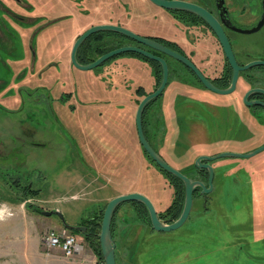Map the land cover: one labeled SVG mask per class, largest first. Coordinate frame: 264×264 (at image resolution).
<instances>
[{"label": "rangeland", "instance_id": "374dc122", "mask_svg": "<svg viewBox=\"0 0 264 264\" xmlns=\"http://www.w3.org/2000/svg\"><path fill=\"white\" fill-rule=\"evenodd\" d=\"M122 1L129 3V0ZM130 1L138 11L137 23L132 24L142 31L137 33H144L150 25H158L155 28L160 33L165 31L160 14L157 18L149 16V12L157 8L150 0ZM249 1L253 3L254 0ZM106 5V0H0V129L4 130L13 120L17 122L20 119L36 129V139L42 142L37 152L41 186L37 204L43 209H60L66 220L74 224L102 209L111 195L120 189L103 184L106 189L98 194L92 190V179L87 184L81 174L85 172L103 180L99 168L103 166L110 172L112 170L107 167L110 159L98 156L96 151L97 144L107 150L114 149V145L104 141L102 134L105 132L97 126V113L104 111L106 103L102 94L90 90L91 86L102 81L106 82L105 86L113 88L111 82L119 83L121 79L118 84L121 92L114 93L110 101L116 102L115 107L111 106V112L116 111L117 122L122 129L127 127L128 114L133 120L139 100L130 102L135 89L134 77L123 78L125 73L119 69L115 76L111 61L92 69H80L70 61L74 32L97 20L100 16L97 11ZM139 11L145 13L140 15ZM233 36L239 39L234 44L239 59L246 60L248 56L264 58V27L254 33L234 32ZM202 41L206 40L197 37L193 43L181 42V45L189 52L194 44ZM124 42L133 44L134 41L128 38ZM169 62L177 65L179 73L184 72L173 57L170 56ZM194 85L198 87L197 101L190 103L191 100L183 98L181 108L169 114L175 116L174 123L183 130L181 134H174L169 143L155 140L171 164L177 167L192 165L197 152L248 153L258 147L263 139L254 135L258 125L235 118V109L225 105L229 96L198 83ZM20 88L22 93L18 92ZM165 98L152 105V115L158 112ZM93 104L95 108L90 109ZM110 113L108 117L112 116ZM152 115L149 116L151 120ZM195 115L196 124L190 120ZM131 146L122 139L123 154ZM137 147L139 149L135 153L139 159L152 166L140 145ZM131 148L134 153V147ZM213 162L226 166L227 171L219 173L216 187L208 192L207 204L202 200L196 201L189 219L176 229L159 231L142 223L139 224L142 226L139 236L133 231L131 235L125 233V229L132 227L134 230L141 226H132L134 221L130 222L133 218L129 212L125 213L127 217L123 222V211L129 206L123 204L115 223L117 264H264V149L251 156H223ZM118 168L120 170L121 166ZM152 171L148 176L153 175V186H159L165 178L157 167L154 166ZM114 182L121 185V189L128 186L117 179ZM139 186L153 198L152 184ZM33 209L26 204L27 243L40 245L47 254L42 234L48 228H62L61 218L55 213L50 215L58 221L51 224L47 216L39 214L33 217ZM0 213H4L1 204ZM9 213L8 209L0 214V246L9 242L19 243L24 236L23 230L16 229V224L11 227L1 224L2 217H11ZM39 227L41 230L37 231ZM7 229L9 240L1 238ZM75 234L85 244V252L69 257L59 251L54 263L100 264L83 234ZM53 250L47 255H51Z\"/></svg>", "mask_w": 264, "mask_h": 264}, {"label": "flooded vegetation", "instance_id": "af4514ba", "mask_svg": "<svg viewBox=\"0 0 264 264\" xmlns=\"http://www.w3.org/2000/svg\"><path fill=\"white\" fill-rule=\"evenodd\" d=\"M190 1H193V2H196V3H199L203 6H205L207 9H209L214 14V16L223 25V27H224V29H225V31H226V33H227V35L231 41L233 50H234V44H237L238 40H239L237 37L233 36V33L234 32L245 33V32L238 31V30L234 29L232 26L251 28V27H254L256 24H258V22L264 16V0H254L253 3H251L249 0H190ZM162 8H164V10L166 12L165 19L170 23H174L175 27L183 28L182 30H184L185 34H187L186 38L189 40L190 43H193L192 40L197 39V37L198 38L201 37V39L204 38V40H206V41L211 40L209 42L212 44L211 49H213L214 52L212 51L213 53L210 54L209 57L206 59L205 54L203 52L196 51V50L195 51L190 50L188 52L187 49L182 47L181 43L178 40H173V39H170L167 37H162V38H164L165 41H167L168 44H170L171 46H174L176 48L175 50H177V51L185 54L186 56H188L201 69V71L210 80H212L216 85H218L217 83L222 84L224 82L225 69L227 67L226 65H227L228 60L225 56V53L223 51L222 45L219 41V38L217 37L214 30L205 21L203 22L202 21L203 19L200 16H198L192 12L182 10V9H172V8H165V7H162ZM95 24H98V23H95ZM242 24H246L247 26L242 25ZM92 25H94V24H91L90 26H92ZM120 25H123V24H120ZM90 26H88V27H90ZM123 26H125V25H123ZM125 27H127V26H125ZM169 27H170V25H169ZM263 27H264V23L261 26V28H259L258 30L262 29ZM127 28H129V27H127ZM258 30H256V31H258ZM256 31L249 32V33H254ZM83 32H81V33H83ZM192 32L194 34L193 36H191ZM123 36H124V41L129 38L125 35H123ZM145 36H149V35H145ZM149 37H151V36H149ZM154 37H158V36H154ZM76 38L74 39V41L71 45V50H72V46H73ZM129 39H132V38H129ZM133 41H134L133 44H137L135 40H133ZM163 43H165V42H163ZM168 44H166V45H168ZM81 45H80V47H81ZM122 45H126V42H124ZM122 45H120V46H122ZM174 47H172V48L174 49ZM71 50H70V61H71ZM78 52H79V49H78ZM197 53H198V56H197ZM234 53H235V50H234ZM162 55H164L166 57V59L168 60L169 69L170 68L172 69L175 67L177 68L176 64L171 65V63L169 62V58H170L169 55H166L163 53H162ZM235 55H236V53H235ZM77 56H78V53H77ZM122 56H133V55L117 54L113 57H115L114 59H116V58L122 57ZM200 56H202V59L205 61L200 59L199 58ZM133 57H136V56H133ZM248 57L249 58L246 57L247 59L244 60V59H239L236 55V58L240 64H245V63L255 59L251 56H248ZM78 59H79V57H78ZM258 59H264V58H258ZM175 60L180 63L178 65L180 67H182V69L184 71V72L180 71L182 75L188 77L189 79H192L195 81L197 80L196 77L190 72V70H187V68L185 67L186 66L185 64H183L181 61H179L177 59H175ZM110 61H112V59L111 60L108 59L105 62H103L102 64H104L106 62H110ZM89 62H91V61H89ZM71 63H72V61H71ZM85 63H87V62H85ZM102 64H100V65H102ZM230 67H231V65H230ZM169 75H170V73H169ZM179 75H180V73H179V69H178V77H179ZM231 79H232V67H231ZM230 83H231V80H230ZM229 84L227 86H229ZM218 86H220V85H218ZM221 87H226V86H221ZM137 88L134 89L133 97H132V94L130 95L131 96L130 97L131 98L130 99L131 104L133 103L132 100L137 102L136 99H139V97H140L139 94L137 93ZM205 88H207V87H205ZM143 89H144V87H143ZM166 89H167V85H166V87L162 93L165 94ZM252 89H254V90L248 94L247 101H245V96H246L247 92L249 90H252ZM256 89H263L264 90V65L263 64L255 65V66H252L250 68L242 70L240 72V76H239L235 90L226 94V96H229V97L226 99V104L225 103H223V104H225L226 107H233V109H235L234 113L237 114L234 116L235 118L240 119V121L242 120V121H245L247 123H254V124L258 125L256 132H254V135L258 138L260 136L263 137L260 144L258 145V146H260V145L264 144V105L261 103H258L257 101H263L264 102V91L263 90H256ZM153 90H155V87ZM153 90H151V91H153ZM144 91H146V90L144 89ZM151 91H146V94L151 92ZM18 92L22 93L21 88L18 89ZM145 95L141 96L140 100ZM65 98L67 99L68 96H66ZM139 102L137 103V106H138ZM156 103L157 102H155V104ZM137 106H136V109H137ZM135 113H136V111H135ZM135 113H134V121H135ZM24 121L25 120H23V119H20L17 122L13 120V122L11 124L4 127V130L0 129V201L9 200L11 202H21V201L25 200L26 203L33 206V208L35 210V208H41L37 204L38 203L37 199H39L40 195H41V186L39 185V183H40V170H39V165H38L39 160H38L37 152H39L38 147H40L39 145H41L42 142L36 139L37 138L36 137V135H37L36 129H32L30 127V125L25 123ZM134 123H135V129H136V133H137L138 142H139L141 148L144 149L140 143V140H139L138 131H137V127H136V121ZM143 126H144V121H143ZM158 126L159 125H157L155 123L154 118H153L150 121V123L146 125V130L144 128V131H145V134H146L148 140L151 142V144L153 146L155 145L156 147H157V145L155 143V138H157L161 134V136H159V138L164 139L163 130L161 129V131H160ZM159 132H161V133H159ZM123 134L124 133H123V130L121 128V130H119V132H118V136H121V139H122ZM123 137L126 138L125 135H123ZM133 137H135V135H133ZM91 149L93 150V152H95L94 148H91ZM127 149H128L127 152L129 151L128 152L129 156L135 155V153L131 152V150L129 148H127ZM122 151H123V149L121 148L120 150L118 149L116 153H120ZM157 151L171 164V160L165 156V154L163 153V150L159 146H158ZM143 152H144V150H143ZM216 153H218V152L207 153V154L213 155ZM200 154H203V153H200ZM200 154H197L196 157ZM196 157H195L194 163L192 165H187L184 167L183 166L177 167V165H173V164H171V165L175 166L176 168L181 170L183 173L187 174L191 179L201 180L204 183H206V185H208L209 170L206 167H198L195 163ZM216 159H214V160H216ZM32 160H33V162H32ZM210 163L212 164L213 169H214V176H213V188H214V187H216L217 177L219 176V173L221 171H225L227 169V167L224 165L215 164L213 162V160L210 161ZM154 166L155 165L148 166V169H150V170L154 169ZM155 167H157V166H155ZM157 169L159 170L158 167H157ZM151 172H153V171L151 170ZM159 172L164 176L165 180H164V182H160L159 186H155V187L153 186V181L151 180L152 188H154L153 198L149 197L142 190L141 191L135 190V191H140V192L146 194L153 201L159 218L166 223H170V222L176 220L182 211V209H181V211L177 217H175L174 213L172 212L173 211V205L177 206V204H179L178 203L179 200L177 198V193H179V189H178L179 186H178V183L173 180L172 175H174V174H172L170 172L169 173H163L161 170H159ZM152 176L153 175L150 176L151 179H152ZM174 176H176V175H174ZM183 185H184V182H183ZM158 189L162 190V194H163L162 201L159 200L158 197L155 196V194L158 193L157 192ZM208 195H209L208 193H202L201 187L197 186L193 191V206H194L196 201H200V200H202V203L204 201L207 204L208 198H209ZM184 198H185V185H184ZM138 202L139 201L135 202V200H129V201H125V202L120 203L117 206L116 211L114 213L115 223L117 221V217H118V214H119L121 208L124 205L127 206L129 204V206H127V208L124 209L123 212H124V214L128 213V212L131 214L133 219H131L130 222L134 221L133 223H131L132 226L136 225L135 227H140L141 225H139V224L143 223V224L148 225L150 227V229L151 228L154 229L152 224H151L150 217L147 216V214H145L144 207L141 204H139ZM183 203H184V200H183ZM193 206H192V208H193ZM182 208H183V204H182ZM146 209H147V207H146ZM147 211H148V209H147ZM190 214H191V212H190ZM190 214H189L187 220L189 219ZM126 215L127 214H125L121 217L123 222H124L125 218L127 217ZM148 215H149V212H148ZM61 222H62V220H61ZM68 223H70V222H68ZM62 224H63V222H62ZM70 224H74V223H70ZM74 225H82V224L76 223ZM63 227H65V226L63 225ZM154 230H156V229H154ZM70 231H72V230H70ZM123 231L125 233H130V235L133 232H135V235L139 236L140 233L142 232V226L139 229L135 228L134 230H132V227H131L129 230L125 229ZM116 244H117V242H116ZM116 248H117V245H116Z\"/></svg>", "mask_w": 264, "mask_h": 264}, {"label": "crops", "instance_id": "0c3cea01", "mask_svg": "<svg viewBox=\"0 0 264 264\" xmlns=\"http://www.w3.org/2000/svg\"><path fill=\"white\" fill-rule=\"evenodd\" d=\"M106 2H107L106 8L97 11V12H100V16L97 17V20H92V22L89 23V25H86V27L83 25L81 28L76 29V31L73 34V41L88 26H90L91 24H95V23L123 24L136 32H142L140 29H137L133 27L132 25L133 23H137L135 20H136V15L138 14V11L136 12L137 8L134 3H132L130 0H129V3L123 2L122 0H117V1L116 0H106ZM151 4L153 5V7H157V8L149 12V16L151 15V16L156 17L158 16V14H160L163 18V23H164V27L162 29H165V31L163 33H160L157 31V28H155L158 25L157 26L150 25V28L145 30V32L141 34L149 35V36L167 37L173 40H178L180 43L181 42L190 43L189 40L186 38L187 34H185L184 30H182L183 28L175 27L174 23H170L165 19L166 12L164 8L154 4L153 2H151ZM139 12H140V15L145 13V11H139ZM146 16L147 15H145V17ZM167 23L170 25V27ZM193 35L194 34L192 32L191 36ZM209 41L199 42L197 43L198 46L194 44L193 45L194 48L192 47L193 49L191 48L190 50H194V51L196 50V51L203 52L205 54V57L208 58L209 55L214 52V50L211 49L212 44ZM197 56H198V53H197ZM199 58L202 59V56H200ZM111 62L114 67L115 76H117L116 75L117 70L119 69L125 73L123 78H125L126 76L130 78L134 77L135 82L133 81V84H135L134 85L135 88H137L138 86H142L144 87L146 91H151L154 89L155 76L153 73V69L148 62L138 57H133V56L118 57L116 59H113ZM127 68H128V71H127ZM120 80L121 79H119V83H120ZM105 83L106 82L103 83L102 81L100 82L98 81V83L91 86L90 90L93 92H97L98 94H102L103 97L105 98L106 106H104V111L106 112V115L104 114V111L102 110L98 111L97 113L98 117H96L97 118L96 122L100 130L103 129L105 132L103 134L101 133L102 136H104L103 137L104 141L108 143L109 145H112V146L114 145V149L110 148L109 150H107L103 148V146H99L100 144H97V151H98V156L104 155L105 157L107 156L110 159L108 160L109 165L107 167L111 168L112 170L110 172V170H108L106 167H103L101 165L102 167L99 168L98 171L103 175L105 180L104 179L100 180L99 177L94 176V175H88L85 172H81V174L84 177V180L85 182H87V184H90L89 179H92L90 185H92V190L94 192L98 191V194L101 193L100 191L102 190L105 191L106 188L104 187V185H106L107 187L110 185L114 189L120 188L118 189L117 193H114L113 195H111V197L109 198L111 199L113 196L121 194V193H126L130 191H135V190L141 191L142 189L139 186L140 184H144L145 186L148 183L151 184L152 179L150 176H148V174L151 172L152 169L151 170L148 169V164L145 162V160L143 158H142L143 160L139 159V155L135 153L139 149L137 145H140V144L137 138L135 123L133 126V122L135 121H134V118L132 120V116H130V114H128L127 116V119L129 120L126 123L127 127L122 129L126 138L122 137V139L123 138L126 139L128 144L130 146L132 145L131 147H134L135 151L134 150L133 151L135 155L129 156L128 154L129 151L125 152L124 154H123V151L120 153H116L118 149L120 150L122 148V139H121V136H118V132L119 130H121L122 127L119 126V123L117 122L118 116H117L116 111L111 112V106L113 105L115 107L116 102L110 101V97L114 93L115 94L120 93L121 90H119L120 85H118L119 84L118 82L115 84L113 82H111V84L109 83L110 85L113 86V88L110 86H105L104 85ZM108 88L113 89V90L110 91ZM197 88L198 87H196V85L180 84L177 80H172L171 83L167 86V89L164 95L166 97L165 98L166 100H163L161 104L162 116H163L161 127L164 133L163 134L164 139L162 138L163 143L164 141L169 143L170 140H173L172 137L174 134L180 135L181 131H183L181 129H178V127L175 126V123H174L175 116L174 115L170 116L169 114H173V110H176V108L178 107L181 108L183 104L182 102L183 98L186 99L187 101L188 99L191 100L190 103H192L193 101L196 102L197 101L196 98H198L196 95ZM172 97L177 99V101L179 100L180 101L175 102L171 100ZM114 107H112L113 110H114ZM89 108L94 109L95 108L94 104L90 105ZM89 111L91 112V110ZM108 113H110L112 116L108 117L107 116ZM192 117L190 118V120H192V122L196 124L194 122L196 115ZM177 118L179 117L177 116ZM133 134L135 135V137H133ZM155 140L160 141L159 136L155 138ZM89 142L91 144V140ZM200 153L197 152V154H200ZM120 166H121L120 170H122L121 172H119L120 170L118 168ZM110 175L112 177H110ZM114 179H117L121 184L122 182L123 184H128L127 188L121 189L122 188L121 185L120 186L115 185L116 183L114 182ZM121 179H123V181ZM157 192L158 193H156L155 196L158 197V199L162 201L163 199L162 190L158 189ZM98 201H100V199H98ZM3 203L5 204V206L3 205ZM0 204L4 207V213H5V210H8V209L9 211H11V213H9L11 217H9V219H5L2 217L1 224L9 225L10 227L16 224L17 226L16 229H18V231H20L21 229L23 230L22 233H24V236H22L19 243L13 244L8 241L9 242L8 244H4L3 246H0V264H53L57 254L59 253V251H61L59 248H54V250L51 253L52 255L51 256V255H47L43 251L40 245L37 244L33 246L27 243L28 239L26 235L28 234V230H27V227L25 226L26 223H25V218H24V216H26L27 214L26 201L23 200L21 202H11L9 200H3V201H0ZM4 213H0V214H4ZM39 214L44 215L41 212L36 211L34 209L31 211V215L33 217H37ZM44 216L49 217L48 218L49 223L51 224H56L58 222L56 220H53L50 217V215H44ZM22 217L24 220L22 219ZM20 222H22V225H20L21 224ZM60 223H62L61 220H60ZM60 225L63 226V224H60ZM40 230L41 228L39 227L37 231H40ZM6 231H7L6 234L1 235V238L2 239L8 238L9 240V234H8L9 229H7ZM29 232L31 233V231ZM86 249L87 248L85 247V244H84V248L81 251V253L85 252ZM45 259H48V260L46 261Z\"/></svg>", "mask_w": 264, "mask_h": 264}, {"label": "water", "instance_id": "95a60500", "mask_svg": "<svg viewBox=\"0 0 264 264\" xmlns=\"http://www.w3.org/2000/svg\"><path fill=\"white\" fill-rule=\"evenodd\" d=\"M150 1L161 7L172 8V9H182V10H186V11L192 12L200 16L214 30L217 37L219 38V41L222 45L225 56L229 64L232 67V79H231V83L229 84V86H226V87L218 86L212 80H210L201 71V69L185 54L173 49L172 47L166 45L165 43L155 38L139 34L133 31L132 29L127 28L120 24H115V23L94 24L88 27L83 33H81L76 38L72 46V50H71V61L76 67L80 69H92L94 67L99 66L100 64L110 59L111 57L117 54L124 53V52H137L148 58L154 59L161 64L162 78H161L159 85L155 88V90L147 93L140 100L137 106L136 113H135L136 127L138 131L140 143L143 146V148L148 152V154L159 164L161 168L181 178L185 185V198H184L182 211L179 217L170 223H166L159 218L153 201L146 194L140 191H131L127 193H121L109 199L104 209L103 218L101 222V230L99 233L101 250H102V255L104 257L105 264H117V258H116V245L117 244L113 237L112 219L116 211V208L120 203L129 201V200H135V201L142 202L143 204L146 205L148 209L151 224L154 229L159 230V231H162V230L168 231V230L176 229L180 227L181 225H183V223L187 220L192 210L194 189L197 186H199L201 187L202 193H208L213 189L214 169L210 161L216 158H219V157H223V156H239V157L240 156H251L264 149V144H262L248 153H239V152H234V151H221L213 155H209V154L198 155L195 160L196 165L198 167H206L209 170V182H208V185H206V183H204L201 180L191 179L187 174L183 173L181 170L171 165L151 144V142L148 140L145 134V131H144V126H143L144 111H145L147 104L150 101L158 98L162 94V92L164 91L168 83L169 73H170L168 60L161 53L169 55L181 61L183 64H185L186 66H188L189 68L193 70V72L197 75V77L200 79V81L204 84L205 87H207L211 91H214L220 94H227L235 90L239 76H240V72L244 69L250 68L255 65H261V64L264 65V59H254L245 64H240L236 58L231 41L223 25L214 16V14L209 9H207L205 6L199 3L193 2V1H190V0H150ZM263 23H264V16L261 18L258 24H256L254 27H251V28H243V27H237V26H232V27L238 31L249 33V32H253L261 28ZM105 30L114 31L122 35H125L129 38H132L133 40L136 41L137 44H126V45L118 46L116 48H113L109 51L102 53L101 55H99L96 59H94L91 62L85 63V62L79 61L77 53H78V49L80 45L93 33L97 31H105ZM152 49L160 53H156ZM253 90L254 89L249 90L247 92L245 96V101H247L248 94L252 92ZM256 90H263V89H256ZM257 102L264 105L263 101H257ZM40 212L44 215H51L54 213L57 214L61 218L63 225L70 230L77 229V230H80L82 233H86L87 231V227L85 225H74V224L68 223L66 218L64 217V214L58 208H53V209L40 208Z\"/></svg>", "mask_w": 264, "mask_h": 264}, {"label": "trees", "instance_id": "16d2710c", "mask_svg": "<svg viewBox=\"0 0 264 264\" xmlns=\"http://www.w3.org/2000/svg\"><path fill=\"white\" fill-rule=\"evenodd\" d=\"M204 22V20H202ZM161 42H165L166 44L167 41L164 40V38L158 36V37H154L151 36ZM124 43V36L120 33L114 32V31H98L93 33L91 36H89L81 45V47L79 48V52H78V57L79 60L82 62H89L92 61L94 59H96L99 55H101L102 53L109 51L113 48H116L120 45H122ZM170 47H174L171 46L170 44H168ZM174 49H176L174 47ZM154 52L160 53L154 49H152ZM133 55L136 56L146 62H148L152 69H153V73L155 76V88L159 85L161 78H162V66L161 64L151 58H148L140 53L137 52H125V53H121L120 55ZM162 54V53H161ZM115 57L110 58V60L114 59ZM226 69H225V78H224V82L222 84L217 83L220 86H227L230 83L231 80V67L229 65V63L227 62L226 65ZM187 68V70H190V72L196 77V81L189 79L188 77L182 75L180 73L179 77H178V69L175 68H170V75H169V80H168V84L167 86L171 83L172 80H177L180 84H189V85H194L195 83H198L202 86H204V84L199 80V78L196 76V74L193 72V70H191L189 67L185 66ZM137 93L139 94V96H143L146 94V91H144L142 86H139L137 88ZM140 97L138 102L140 101ZM164 98V93H162L158 98L150 101L147 105V107L145 108L144 111V115H143V121H144V128L146 130V125L150 123L151 119V115H152V111L150 110V108L152 107V105L155 104V101L158 102L159 99ZM180 98V96H179ZM171 100L175 101V102H179L177 101V99H175L174 97L171 98ZM160 101V102H161ZM162 103V102H161ZM149 110L151 112H149ZM150 116V117H149ZM154 121L157 125H159L158 127L160 129H162V120H163V116H162V109L161 106L158 110L157 113H154L153 115ZM160 141L163 142V139H160ZM154 147L158 150V147H156L154 145ZM144 150V153L146 155V157L150 160L151 164L157 166L159 168V170H161L163 173H169L167 172L165 169L161 168L159 166V164L148 154V152ZM173 176V180L176 181L178 183V189H179V193H177V198L179 200V204H177V206L173 205V213L175 215V217H177L182 209V204H183V200H184V185H183V181L181 178L177 177V176ZM136 202V201H135ZM139 204H141L144 209H145V214L148 215V211L146 209V206L141 203L138 202ZM107 202L105 203L104 207L100 210H97L93 213H91L90 215H88L87 217H84L80 220V224L85 225L87 227V231L86 233H82L80 230H72L74 233H82L84 238L86 239L87 243L89 244V246L93 249L94 253L96 254L98 261L100 262V264H105L104 261V257L102 255V250H101V244H100V230H101V222H102V218H103V213H104V209L106 206ZM175 208V209H174ZM36 211L40 212V208H35ZM149 218V217H148ZM112 230H113V236L115 238V215L113 216L112 219Z\"/></svg>", "mask_w": 264, "mask_h": 264}, {"label": "built area", "instance_id": "2783aa9c", "mask_svg": "<svg viewBox=\"0 0 264 264\" xmlns=\"http://www.w3.org/2000/svg\"><path fill=\"white\" fill-rule=\"evenodd\" d=\"M42 242L49 254L51 249L59 248L64 255L72 257L84 248V243L79 236L66 227L60 229L48 228L42 234Z\"/></svg>", "mask_w": 264, "mask_h": 264}]
</instances>
